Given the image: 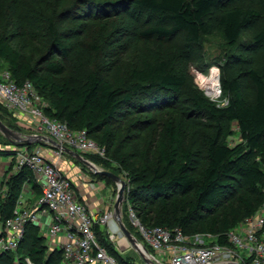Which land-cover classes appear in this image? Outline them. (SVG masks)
<instances>
[{
  "label": "trees",
  "instance_id": "16d2710c",
  "mask_svg": "<svg viewBox=\"0 0 264 264\" xmlns=\"http://www.w3.org/2000/svg\"><path fill=\"white\" fill-rule=\"evenodd\" d=\"M240 1L109 0L104 9L124 8L122 14L135 26L140 23L139 15L144 14L148 26L139 32L140 39L163 41L183 35L186 49L199 44L208 34L206 20L219 13L218 25L227 45L234 48L239 46L242 32L253 29L260 17L254 11L232 8ZM47 30L44 32L48 33L49 42L42 52L36 49L33 56L23 53L30 47L26 43L29 39L24 42L21 35L1 32V67L9 71L16 84L31 83L47 104L44 110L47 118L65 123L73 132L85 131L88 138L105 150L106 159L91 155L85 158L103 170L125 175L128 182L123 222L131 208L145 228L179 229L186 236L209 234L217 244L226 245L227 233L252 216L263 202V76L254 70L249 72L255 89L250 103L242 97L236 79L223 80L222 91L227 98L223 107H216L210 99L199 95L191 97L194 114L204 115L219 125L216 135L203 137L199 149L205 163L201 168L197 169L196 151L185 144L186 129L180 123L164 124L155 134L157 139L151 150L148 147L153 141L138 153L124 154L119 148L112 151L113 126L121 112L143 114L174 107L186 85L185 76L173 67V62L157 56L126 78L113 74L106 79L97 72H89L79 84L72 85L65 77L66 68L59 64L69 59L72 49L62 41L53 21H48ZM252 40L254 47L264 45V25ZM0 112L11 123L16 121L1 107ZM3 144L9 145L5 141ZM36 145L27 146L31 149ZM91 176L105 184L112 183L105 177ZM28 177L29 173L22 171L8 180L9 191L0 202V222L12 216L21 186ZM125 226L142 241L130 222ZM95 234L118 264H131L119 255L106 234L98 228ZM146 249L151 252L147 246ZM16 255L18 264H26L25 258L32 264H62L63 259L61 251L48 250L45 239L32 225L27 226L17 253L0 257V264H15Z\"/></svg>",
  "mask_w": 264,
  "mask_h": 264
},
{
  "label": "rangeland",
  "instance_id": "374dc122",
  "mask_svg": "<svg viewBox=\"0 0 264 264\" xmlns=\"http://www.w3.org/2000/svg\"><path fill=\"white\" fill-rule=\"evenodd\" d=\"M108 1L0 0V33L21 35L25 37L24 42L29 39L26 43H29L30 47L23 53L33 56L36 49L39 53L42 52L43 46L49 42L47 23L49 20L53 21L62 41L69 44L72 49L69 59L59 63L66 68L65 77L72 85L79 84L89 72H97L106 79L113 74L126 78L133 70L141 68L144 62L151 61L157 56L173 62V67L186 78V85L180 92L177 103L167 110L143 114L121 112L122 116L113 126L112 151L119 148L124 154L138 153L153 141L148 147L151 150L157 139L155 134L161 131L164 124L180 123L184 126V131L186 129L185 144L192 151H196L197 169L201 168L205 163L204 155L199 149L202 147L203 137L216 135L219 125L204 115L194 114L190 99L193 95L210 99L203 87L209 79L211 70L215 69L219 97L210 101L216 107L227 104L225 103L227 98L222 91L225 78L236 79L241 86L244 100L248 103L253 101L255 89L249 79V72L257 71L264 78V45L258 47L252 45L253 37L264 25V0H242L233 5L232 8L260 14L254 28L242 32L239 46L230 48L227 45L222 29L218 25L220 14L214 13L206 20L208 34L191 49L184 47L183 35L163 41L140 39L139 32L148 26L144 14L139 15L140 23L135 26L134 22L122 14L124 8L105 10L104 5ZM44 29L47 32H44ZM0 118L5 125L17 132L24 135L35 134L33 128L22 122L11 123L1 112ZM145 127L148 128L143 132ZM235 139L237 140V137ZM3 141L0 136V151H7V146L4 147V144L1 146ZM13 158L11 154H0L2 164L0 166L6 167ZM74 163L73 169L78 170V173L92 175L88 169ZM117 176L128 182L123 173L118 172ZM72 177V181L75 180L76 176ZM91 178L95 184L98 183L96 188L98 196L105 202L109 200V205L104 206L111 209L117 195V186L113 183L105 184L92 176ZM129 221L132 219H126L124 223ZM206 242L211 243L213 240ZM112 244L119 255L129 263L144 264L127 242L118 241L117 238Z\"/></svg>",
  "mask_w": 264,
  "mask_h": 264
},
{
  "label": "built area",
  "instance_id": "2783aa9c",
  "mask_svg": "<svg viewBox=\"0 0 264 264\" xmlns=\"http://www.w3.org/2000/svg\"><path fill=\"white\" fill-rule=\"evenodd\" d=\"M0 107L16 122L33 128L34 135L45 136L84 157L106 159L105 150L85 131L73 132L65 123L47 118V104L31 83L16 84L1 64ZM13 152L12 161L6 167L0 166V202L7 196L12 176L26 171L29 177L21 186L12 216L0 222V257L16 254L27 226L32 225L49 251L62 252V264H118L95 234L98 228L112 243L117 238L127 242L113 219L112 208L101 205L95 212L88 210L71 177L57 165L64 157L62 152L41 145L19 147ZM128 218L140 242L161 264H264V189L260 208L227 233L226 245L217 244L209 234L186 236L179 229L145 228L131 208ZM24 262L32 264L28 258Z\"/></svg>",
  "mask_w": 264,
  "mask_h": 264
},
{
  "label": "water",
  "instance_id": "95a60500",
  "mask_svg": "<svg viewBox=\"0 0 264 264\" xmlns=\"http://www.w3.org/2000/svg\"><path fill=\"white\" fill-rule=\"evenodd\" d=\"M0 136L4 139L5 142H7L10 146L14 148L38 144L54 150H59L64 156L72 159L74 162L88 169L91 174L109 179L113 184L117 186V195L112 205L113 219L118 225L121 233L124 235L127 243L137 253V255L144 264H161L157 259H155L151 255V253L146 249V247H144V245L139 241V239H137V237L125 226L123 222L122 207L125 200V190L127 187V183L122 178L109 171L103 170L102 168L89 161L84 156L68 148L58 145L56 142L45 136L24 135L9 128L1 120Z\"/></svg>",
  "mask_w": 264,
  "mask_h": 264
},
{
  "label": "crops",
  "instance_id": "0c3cea01",
  "mask_svg": "<svg viewBox=\"0 0 264 264\" xmlns=\"http://www.w3.org/2000/svg\"><path fill=\"white\" fill-rule=\"evenodd\" d=\"M6 149L9 150L10 152H13L12 149H14V147L8 145ZM11 155H13V153ZM74 164L75 163L72 161V159L66 156H64L62 159L57 161L58 167L62 171L66 172L71 177V179L73 178L72 176L75 177L76 174L79 176L74 178L75 180H73V184L75 186L76 192L81 197V200L88 207V210L90 212H95L97 209H99V207H101V205L102 206H104L105 204L109 205V200L105 202L102 197L98 196V192L96 189L98 187L97 186L98 183L95 184V181L92 180L89 174H84L82 172L78 173V170L73 169ZM90 182H94L92 184L93 186L90 185Z\"/></svg>",
  "mask_w": 264,
  "mask_h": 264
},
{
  "label": "bare ground",
  "instance_id": "6f19581e",
  "mask_svg": "<svg viewBox=\"0 0 264 264\" xmlns=\"http://www.w3.org/2000/svg\"><path fill=\"white\" fill-rule=\"evenodd\" d=\"M206 93V96L211 100H216L219 97L218 93V80H217V73L215 69H212L209 75V79L206 82L205 86L203 87Z\"/></svg>",
  "mask_w": 264,
  "mask_h": 264
},
{
  "label": "clouds",
  "instance_id": "9594fccd",
  "mask_svg": "<svg viewBox=\"0 0 264 264\" xmlns=\"http://www.w3.org/2000/svg\"><path fill=\"white\" fill-rule=\"evenodd\" d=\"M225 103H227V102L225 101Z\"/></svg>",
  "mask_w": 264,
  "mask_h": 264
}]
</instances>
